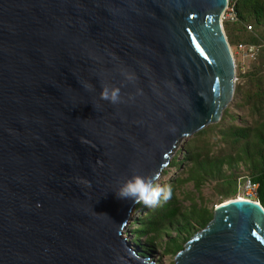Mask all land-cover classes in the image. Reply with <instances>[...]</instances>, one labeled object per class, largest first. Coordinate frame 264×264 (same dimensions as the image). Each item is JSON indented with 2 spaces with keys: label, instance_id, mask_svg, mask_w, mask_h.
Returning <instances> with one entry per match:
<instances>
[{
  "label": "water",
  "instance_id": "water-1",
  "mask_svg": "<svg viewBox=\"0 0 264 264\" xmlns=\"http://www.w3.org/2000/svg\"><path fill=\"white\" fill-rule=\"evenodd\" d=\"M226 5L0 0V264H154L122 237L136 204L115 190L156 182L231 101ZM175 263L264 264V208L215 205Z\"/></svg>",
  "mask_w": 264,
  "mask_h": 264
},
{
  "label": "rangeland",
  "instance_id": "rangeland-1",
  "mask_svg": "<svg viewBox=\"0 0 264 264\" xmlns=\"http://www.w3.org/2000/svg\"><path fill=\"white\" fill-rule=\"evenodd\" d=\"M247 25H251L252 29L246 28L249 31L247 33L241 29L240 35L248 37V34H253L257 36L258 43L239 41L242 44L253 45L255 47L254 56L240 51L237 46L238 41L235 40L233 44L229 43L235 61V87L231 101L222 111L218 121L206 125L201 129L202 132L199 130L181 142L155 182L171 186L173 195L169 202L173 201L179 210L176 217L178 221L182 222V214H187L192 210L212 211L215 205L237 197V194L233 196L229 193L224 175L236 178L240 174L250 173L248 164L245 161H238L232 168L225 164L222 168L223 176L210 177L201 173L196 163L207 157L227 158L228 155L236 154L230 141L222 139L221 131L226 130L227 127L245 126L254 130L264 125V102L260 104L249 97L246 98V94L248 92L250 94L256 87H264V64L259 58V54L264 49V31L255 27L251 22L245 24ZM172 161L175 163L170 165ZM148 210L149 208L143 204H136L126 227L122 230V237L139 255L150 258L154 264H176L177 253L202 228L192 224L187 231L179 233L177 239L178 242H182V248L178 250L173 248L170 242V237L178 233L176 228L148 229L146 234L139 233V230L143 228L140 218Z\"/></svg>",
  "mask_w": 264,
  "mask_h": 264
},
{
  "label": "trees",
  "instance_id": "trees-1",
  "mask_svg": "<svg viewBox=\"0 0 264 264\" xmlns=\"http://www.w3.org/2000/svg\"><path fill=\"white\" fill-rule=\"evenodd\" d=\"M235 11L236 21H224V29L229 43L233 44L235 40L244 43H258L257 36L248 34L247 37L240 35V33L241 29L246 31V33L249 32L247 29H252L251 25L245 26L249 22L264 31V0H237ZM259 58L264 64V49L259 54ZM248 97L255 102L263 103L264 87H256L250 94L249 92L246 94V98ZM221 135L222 139L230 141V145L234 148L236 154L233 156L228 155L227 158L216 156L199 160L196 162L199 170L210 177H220L224 175L222 174V168L225 164L232 168L236 162L245 161L248 164L250 172L247 174L254 182L258 183L256 201L264 208V125L254 130L245 126L232 125L227 127L226 130L221 131ZM174 163L172 161L170 165ZM198 178L197 181L199 180ZM223 178L226 179L225 184H227L229 193L233 196L237 194L238 176L232 178L231 176L224 175ZM178 211L173 201L163 202L158 207L149 208L146 214L140 218L143 228L139 230V233L146 234L148 229L176 228L178 233L170 237V242L173 248L179 250L182 248V242H178V234L187 231L192 224H195L199 228L205 227L212 218L213 209L212 211L205 209L192 210L187 214H182V222L176 219ZM143 248L146 249V247Z\"/></svg>",
  "mask_w": 264,
  "mask_h": 264
},
{
  "label": "clouds",
  "instance_id": "clouds-1",
  "mask_svg": "<svg viewBox=\"0 0 264 264\" xmlns=\"http://www.w3.org/2000/svg\"><path fill=\"white\" fill-rule=\"evenodd\" d=\"M100 98L111 104H118L121 102L120 89L102 85ZM154 181V177L133 175L123 180L115 192L120 199L131 200L134 204L155 208L160 206L161 202H168L172 198L173 192L171 186L160 185Z\"/></svg>",
  "mask_w": 264,
  "mask_h": 264
},
{
  "label": "built area",
  "instance_id": "built-area-1",
  "mask_svg": "<svg viewBox=\"0 0 264 264\" xmlns=\"http://www.w3.org/2000/svg\"><path fill=\"white\" fill-rule=\"evenodd\" d=\"M237 0H227V5L225 7L224 13L222 15L223 21L234 22L236 21V11L235 5ZM238 49L246 55L254 56L255 47L253 45H246L239 43ZM237 197L249 200L252 202L256 201V194L258 183L254 182L247 173L240 174L237 178Z\"/></svg>",
  "mask_w": 264,
  "mask_h": 264
},
{
  "label": "bare ground",
  "instance_id": "bare-ground-1",
  "mask_svg": "<svg viewBox=\"0 0 264 264\" xmlns=\"http://www.w3.org/2000/svg\"><path fill=\"white\" fill-rule=\"evenodd\" d=\"M238 199H239V200H242V198H241V197H238ZM228 200H229V199H228ZM228 200H225L224 202H226V201H228Z\"/></svg>",
  "mask_w": 264,
  "mask_h": 264
}]
</instances>
